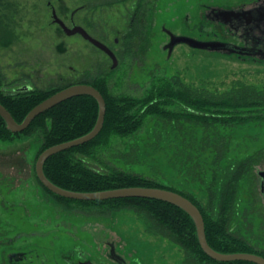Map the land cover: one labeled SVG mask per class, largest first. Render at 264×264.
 Here are the masks:
<instances>
[{"label":"rangeland","instance_id":"1","mask_svg":"<svg viewBox=\"0 0 264 264\" xmlns=\"http://www.w3.org/2000/svg\"><path fill=\"white\" fill-rule=\"evenodd\" d=\"M258 1L256 5H264V0H0V78L5 83L2 89L48 90L103 78L109 73L108 94L135 101L147 97L164 78L170 79L175 91L189 86L224 93L237 81L264 90L263 64L236 61L217 53H201L185 45L176 46L169 58L163 50L169 38L162 27L176 35L187 34L195 30L201 16L208 15L210 8ZM138 5L143 11L135 32L133 19ZM53 9L68 27L72 26L71 14L77 11L75 24L109 46L117 55L118 67L111 72L112 62L107 55L79 35L66 36L52 23ZM127 36L134 46L129 54L125 53ZM176 79L180 82H175ZM154 97V101L160 100V93L154 92ZM148 126L159 127L156 122H149ZM147 127L124 140L109 132L105 138L111 144L105 155L110 157L140 147L137 156L140 164L128 166L123 161L118 168L146 176L204 205L206 184L193 183L184 173H179L168 142L160 145L163 148L158 151L147 148V136L153 137L152 133H147ZM225 130L232 134L230 157L259 158L253 165L252 183L244 182L238 197L242 203L255 204V212H240L244 221L245 218L250 221L248 227L251 228V233L241 235L249 245L264 249V243L257 244L255 240L257 228L264 220L260 176V172H264V121L237 124ZM6 140L7 144L0 143V183L3 184L0 188L10 204L5 209L0 207L2 243L20 234L24 242L28 241L29 251L40 254L46 264H64V254L74 249L83 251L98 264H110L101 244L106 240L120 242L125 249L124 257L131 264H182L183 251L165 238L148 234L146 222L132 210L116 211L107 205L100 209L86 208L75 202L60 205L38 186L34 166L41 149L40 138L23 134ZM172 143L174 141L170 140L169 144ZM4 160L11 161L13 166L4 165ZM22 161L29 163L28 171L18 169ZM20 241L16 240L14 245H19ZM128 253L132 256L125 255Z\"/></svg>","mask_w":264,"mask_h":264},{"label":"trees","instance_id":"2","mask_svg":"<svg viewBox=\"0 0 264 264\" xmlns=\"http://www.w3.org/2000/svg\"><path fill=\"white\" fill-rule=\"evenodd\" d=\"M142 11L138 5L133 19L135 32L138 30V17ZM128 37L125 39V53L129 54L134 46ZM108 74L105 73L103 78L89 80V84L101 93L106 103L102 130L92 141L49 157L43 167L46 178L54 185L74 192L89 193L127 187L160 188L176 192L199 209L204 221L206 240L212 249L226 254L252 253L264 257V249L249 245L241 235L251 233V228L248 227L250 221L245 217L244 221L240 212H255V204L242 203L238 197L243 189L242 184L252 183L253 165L259 158L230 157L232 134L225 130L237 124L264 121V90L237 81L224 93L190 89L189 86H182L175 91L170 79L164 78L159 80L157 87L147 97L135 101L125 96L109 95ZM175 82L180 81L176 79ZM4 84V80L0 78V104L17 123H21L36 105L71 85L11 93L7 88L2 89ZM154 92L160 93V100H157L159 102L154 101L155 97L152 98ZM117 104H120L119 107ZM167 107L177 109H166ZM97 115L98 104L95 99L89 96L75 97L36 117L21 133H10L4 120L0 118V140H6L11 134H27L28 137L37 135L41 142L37 159L45 149L89 133L96 123ZM149 122H156L159 127H149ZM146 127L147 133L153 134V137L147 136V148L158 151L163 148L160 145L168 142L179 173H184L193 183H202L203 186L206 184L204 193L207 201L204 205L192 196L162 186L146 176L119 169L118 165L123 161L128 166L140 164L137 157L140 147L110 157L105 155L111 144L105 138L109 132L124 140L130 139ZM170 140L174 144H169ZM45 190L59 202H75L86 208L100 209L107 205L111 210L134 211L146 222L148 234L165 238L183 251L182 264H254L210 259L199 246L192 219L184 211L168 203L141 198L76 201ZM260 226L257 228L259 232H256L257 244L264 243V220Z\"/></svg>","mask_w":264,"mask_h":264},{"label":"water","instance_id":"3","mask_svg":"<svg viewBox=\"0 0 264 264\" xmlns=\"http://www.w3.org/2000/svg\"><path fill=\"white\" fill-rule=\"evenodd\" d=\"M52 23L57 24L61 31L66 36L79 35L86 42L104 52L112 62L111 69H115L118 66V59L114 52L104 43L95 39L87 33V31L79 25H76L71 21L72 26L68 27L56 14V11L52 10ZM164 32L169 36V42L163 49L168 51V57H170L173 48L178 44H185L192 49L206 50L209 52H225L228 47L227 44L218 41H198L196 39L183 36L174 35L170 30L163 28ZM79 96H89L96 100L98 104V115L96 123L93 129L79 138L71 141H67L61 144L54 145L45 149L36 159L35 162V174L40 181V183L51 193L70 200L76 201H106L113 199H125V198H141V199H152L156 201H161L173 205L182 211H184L193 221L196 229V237L199 246L203 253H205L210 259L217 262H232V261H245L254 264H264V257L252 254V253H220L212 249L205 235L204 221L199 209L184 196L166 189L160 188H145V187H127L112 189L99 192H74L62 189L52 182H50L43 172V167L47 159L59 152L66 151L73 147H77L92 141L102 130L105 113H106V103L101 95V93L93 86L87 84H75L67 86L55 94L51 95L33 109L29 111L24 120L21 123H17L10 112L0 104V117L4 120L6 124V129L13 134L21 133L28 128L31 122L48 111L49 109L55 107L56 105L65 102L69 99L79 97ZM260 176L264 177V172H260Z\"/></svg>","mask_w":264,"mask_h":264},{"label":"flooded vegetation","instance_id":"4","mask_svg":"<svg viewBox=\"0 0 264 264\" xmlns=\"http://www.w3.org/2000/svg\"><path fill=\"white\" fill-rule=\"evenodd\" d=\"M257 3L260 2L259 1L245 2V3L242 2V3L225 5V7L217 6L214 8H210L208 15L201 16V20L200 22H198V25L195 27V30L193 31L190 30L187 32V34L184 33L181 35L196 39L198 41L223 42L228 45L227 47L228 50L221 53L220 52L219 53L215 52V53L228 56L229 58H232L236 61L240 60L242 62L258 63L264 65V5L262 4L256 5ZM76 12L77 11H74L70 16V20L73 22ZM163 28L165 27H162V31L164 32ZM117 42L118 40L116 39L115 43ZM179 45H185V44H178L176 46ZM187 47L190 48L189 46ZM192 50L201 53H205V52L214 53L206 50H198V49H192ZM114 54L117 57L115 52ZM167 55H168V51H167ZM118 65H119V60H118ZM111 67L110 70L113 71L118 66L115 69H111ZM75 84H87L93 86L92 84H89V81L87 80L85 82H77L71 85H75ZM10 88L8 89L7 87V89L10 90L11 93H23L33 90L30 88L25 89L24 87H10ZM12 134L8 135V137L14 136ZM7 141L8 140H3L0 141V143L7 144L8 143ZM3 162L4 165H8V166L10 165V167L13 166L12 163H10L11 161L4 160ZM28 168H29V163H27V161H22L18 169L25 172L26 170L28 171ZM34 172H35V166H34ZM36 179L38 182V186L42 187L45 190L46 188L40 183L37 176ZM261 179H262L261 191L262 193H264V177L261 176ZM4 184L8 185V182H5ZM0 185L3 184L0 183ZM54 200L61 205V202H59L57 199L54 198ZM0 201L1 204L3 205L1 206L0 204V207H4L3 209L8 208L7 206L10 203L5 198L2 187L0 188ZM18 239H21L20 244L15 246L14 242ZM16 240L14 241V237L9 238V241L5 244L2 243L0 240V264H46L45 260L42 259L40 254H38L35 251H31V250L29 251L28 241L25 239L26 242H24L23 241L24 238L21 237L20 234H16ZM101 244L103 245L106 253L105 257L110 264H131V262L130 263L127 262V260L124 257L123 253L125 249L124 247L121 246L120 242L117 243L114 241L106 240ZM125 255L129 257L132 256L130 253ZM62 259L64 260L63 261L64 264H98L91 257L85 255L83 251L80 250L78 251L76 249L68 251V253L64 254Z\"/></svg>","mask_w":264,"mask_h":264}]
</instances>
